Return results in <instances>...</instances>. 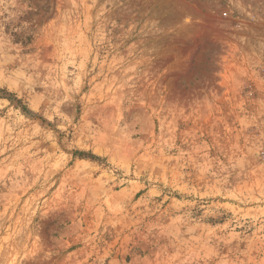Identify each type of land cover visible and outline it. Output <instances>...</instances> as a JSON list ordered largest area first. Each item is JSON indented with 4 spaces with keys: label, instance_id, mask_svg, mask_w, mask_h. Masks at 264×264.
<instances>
[{
    "label": "rangeland",
    "instance_id": "374dc122",
    "mask_svg": "<svg viewBox=\"0 0 264 264\" xmlns=\"http://www.w3.org/2000/svg\"><path fill=\"white\" fill-rule=\"evenodd\" d=\"M0 264H264V0H0Z\"/></svg>",
    "mask_w": 264,
    "mask_h": 264
}]
</instances>
